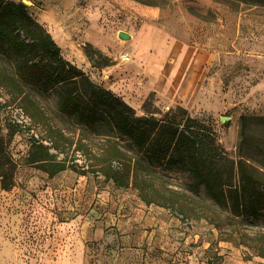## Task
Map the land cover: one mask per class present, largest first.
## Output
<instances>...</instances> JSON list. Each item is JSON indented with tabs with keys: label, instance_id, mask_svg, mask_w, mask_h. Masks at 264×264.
<instances>
[{
	"label": "rangeland",
	"instance_id": "1",
	"mask_svg": "<svg viewBox=\"0 0 264 264\" xmlns=\"http://www.w3.org/2000/svg\"><path fill=\"white\" fill-rule=\"evenodd\" d=\"M14 1L27 6L65 59L95 83L102 86L107 80L121 92L123 73L97 69L110 60L128 62L121 56L129 52L125 46L131 39L121 40V31L136 36L147 27L156 28L205 52L209 58L204 79L190 107L159 93L143 99L130 90L126 102L139 116L145 115L147 101L152 112L173 110L181 118L187 110L213 129L232 159L239 151L241 118L247 116L249 144L260 153L264 150V6L240 0ZM3 60L0 64L13 68ZM26 93L53 120L52 135L69 152V162L78 158L85 164L76 152L78 142L96 150L102 140L57 114L56 92L44 94L29 86ZM0 98V130L8 138L13 133L9 151L18 164L15 186L7 191L0 185V264H264L257 252L264 242V220L233 219L210 202L180 166L159 168L160 183L187 197L205 199L217 209L209 210L208 219L181 214L175 207L148 205L135 188L118 187L101 175L67 169L50 176L29 164L32 142L49 134L32 122L20 98L15 100L1 87ZM222 117L230 121L221 122ZM256 158L264 162V155ZM191 206L201 212L198 203Z\"/></svg>",
	"mask_w": 264,
	"mask_h": 264
},
{
	"label": "trees",
	"instance_id": "2",
	"mask_svg": "<svg viewBox=\"0 0 264 264\" xmlns=\"http://www.w3.org/2000/svg\"><path fill=\"white\" fill-rule=\"evenodd\" d=\"M240 2L264 6V0ZM1 57L13 68L0 64V87L15 100L20 98L32 122L49 134L34 139L29 164L37 165L50 176L67 169L101 175L118 187L135 188L148 205L175 207L181 214L208 219L209 210L217 209L205 199L187 197L160 183L158 169L174 164L188 172L206 198L233 219L264 220V162L256 158V154L264 155V150L261 154L249 144V117L241 118L239 151L237 158L232 159L213 129L193 119L185 109L179 118L173 110L152 112L147 101L145 115L139 116L120 96L95 83L65 59L51 34L21 1L0 0V60ZM29 86L44 94L56 92L57 114L74 120L102 140L96 150L82 140L78 142L76 152L85 164L80 165L78 158L69 162V152L52 135L53 120L26 93ZM59 133L64 135L61 130ZM8 134L9 138L0 130V185L7 191L15 186L18 170L9 151L13 133ZM123 141L131 147L126 148ZM192 203L200 205V214L191 208ZM260 244L257 252L264 257V242Z\"/></svg>",
	"mask_w": 264,
	"mask_h": 264
},
{
	"label": "crops",
	"instance_id": "3",
	"mask_svg": "<svg viewBox=\"0 0 264 264\" xmlns=\"http://www.w3.org/2000/svg\"><path fill=\"white\" fill-rule=\"evenodd\" d=\"M125 49L131 55L126 64L119 65L110 60L109 65L97 68L113 74L123 73L124 76L120 77L124 91L121 92L107 80L102 83L104 88L113 91L124 101L127 99L125 94L130 90L143 99L150 93H159L181 102L186 108L194 103L202 86L203 66L209 55L172 40L162 30L148 27L136 36L131 35Z\"/></svg>",
	"mask_w": 264,
	"mask_h": 264
},
{
	"label": "water",
	"instance_id": "4",
	"mask_svg": "<svg viewBox=\"0 0 264 264\" xmlns=\"http://www.w3.org/2000/svg\"><path fill=\"white\" fill-rule=\"evenodd\" d=\"M119 38L121 40H129V39H131V35L127 32L121 31V32H119ZM220 120H221V122H228V121H230V118L222 117Z\"/></svg>",
	"mask_w": 264,
	"mask_h": 264
},
{
	"label": "built area",
	"instance_id": "5",
	"mask_svg": "<svg viewBox=\"0 0 264 264\" xmlns=\"http://www.w3.org/2000/svg\"><path fill=\"white\" fill-rule=\"evenodd\" d=\"M121 58L123 59V61H129L130 55L128 53H124V54H122ZM0 100H1V98H0Z\"/></svg>",
	"mask_w": 264,
	"mask_h": 264
}]
</instances>
